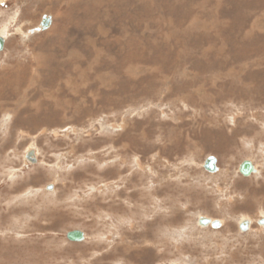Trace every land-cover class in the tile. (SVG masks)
Here are the masks:
<instances>
[{"label": "rangeland", "instance_id": "rangeland-1", "mask_svg": "<svg viewBox=\"0 0 264 264\" xmlns=\"http://www.w3.org/2000/svg\"><path fill=\"white\" fill-rule=\"evenodd\" d=\"M237 1L0 0V264H264V2Z\"/></svg>", "mask_w": 264, "mask_h": 264}, {"label": "water", "instance_id": "water-1", "mask_svg": "<svg viewBox=\"0 0 264 264\" xmlns=\"http://www.w3.org/2000/svg\"><path fill=\"white\" fill-rule=\"evenodd\" d=\"M51 21V15L49 14H43L42 17H41V21H40V24L39 25H36L33 27V30H40V29H45L49 26V23ZM4 41H5V38L4 36L0 35V50L3 48L4 46ZM30 154H32V156H30ZM26 157L30 160V161H35L36 158H35V155H34V152H33V149L29 150L27 153H26ZM204 166L205 168H207L208 170H214L216 169L217 167V163H216V157L214 155H210L206 158L205 162H204ZM255 166H254V163L252 162V160L250 159H244L240 166H239V170L241 171V173L247 175L251 172H253L255 170ZM208 222V221H211L213 224L217 225L219 223V220L218 219H213L211 220V218L209 219V217L205 216V217H202L201 218V222ZM84 231L81 230V229H77V228H74V229H70L66 232V236L69 238V239H72V240H81L84 238Z\"/></svg>", "mask_w": 264, "mask_h": 264}, {"label": "bare ground", "instance_id": "bare-ground-1", "mask_svg": "<svg viewBox=\"0 0 264 264\" xmlns=\"http://www.w3.org/2000/svg\"><path fill=\"white\" fill-rule=\"evenodd\" d=\"M115 1V0H114ZM118 1V0H117ZM237 1V0H236ZM239 1V0H238ZM237 1V2H238ZM251 1V0H250ZM254 1V2H253ZM252 2L255 4V6L254 7H260V5L262 4L263 5V2H264V0H253ZM220 2V1H219ZM240 2H242V0L240 1ZM251 2V3H252ZM110 3V2H109ZM245 4H246V2H244ZM248 3V2H247ZM149 4V3H148ZM220 4V3H219ZM235 4V3H234ZM240 4V3H239ZM242 4V3H241ZM245 4H243V5H245ZM98 5V4H97ZM248 5V4H247ZM253 5V4H252ZM251 5V6H252ZM239 6V5H238ZM241 6V5H240ZM155 8V7H154ZM236 8H237V6H236ZM244 8V7H243ZM237 9H239V8H237ZM242 10V9H241ZM240 10V11H241ZM247 10H249V9H247ZM107 11V10H106ZM256 11V10H255ZM246 12V11H245ZM251 12V11H250ZM46 14V13H45ZM238 17V16H237ZM256 19V18H255ZM40 21H41V19H40ZM40 21H39V23H38V25L40 24ZM240 26V25H239ZM212 28V27H211ZM245 37V36H244ZM87 38V37H86ZM239 38V37H238ZM221 48V47H220ZM239 54H240V52H238ZM238 54V55H239ZM243 57V56H242ZM140 59V58H139ZM239 60V59H238ZM241 68H242V66H240ZM242 69H244V68H242ZM231 70V69H230ZM234 70V69H233ZM229 71V70H228ZM237 71V70H236ZM235 70L234 71H232V73H238V71L236 72ZM187 73V72H186ZM125 74V73H124ZM233 76V75H232ZM247 77V76H246ZM16 78V77H15ZM249 78H251V77H249ZM73 79V78H72ZM15 80V79H14ZM69 82H70V80H69ZM247 86V85H246ZM249 86V85H248ZM253 89H255V87H253ZM47 91V90H46ZM64 108V107H63ZM67 109V108H66ZM66 111V110H65ZM30 156H32V154H30ZM139 196V195H138ZM177 214V213H176ZM171 216H173V215H171ZM174 217V216H173ZM172 217V218H173ZM172 220V219H171ZM171 220H170V222H171ZM174 221H175V219H174ZM168 223V222H167ZM164 224V223H163ZM263 228V227H262ZM121 241V240H120ZM130 241V240H129ZM129 244V243H128ZM158 244V243H157ZM125 247V246H124ZM126 248V247H125ZM124 248V249H125ZM133 251V250H132ZM131 255V254H130Z\"/></svg>", "mask_w": 264, "mask_h": 264}]
</instances>
